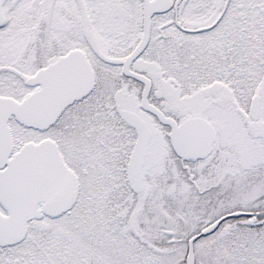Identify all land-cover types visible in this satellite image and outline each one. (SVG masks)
Returning a JSON list of instances; mask_svg holds the SVG:
<instances>
[{
    "label": "snow or ice",
    "instance_id": "obj_1",
    "mask_svg": "<svg viewBox=\"0 0 264 264\" xmlns=\"http://www.w3.org/2000/svg\"><path fill=\"white\" fill-rule=\"evenodd\" d=\"M0 264H264V0H0Z\"/></svg>",
    "mask_w": 264,
    "mask_h": 264
}]
</instances>
